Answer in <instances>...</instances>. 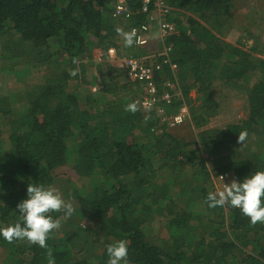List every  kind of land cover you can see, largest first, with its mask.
<instances>
[{"label": "trees", "instance_id": "1", "mask_svg": "<svg viewBox=\"0 0 264 264\" xmlns=\"http://www.w3.org/2000/svg\"><path fill=\"white\" fill-rule=\"evenodd\" d=\"M167 1L177 34L158 44L160 50L171 46L177 67L162 63L154 83L158 95L169 92L173 99L133 114L125 108L145 85L129 80L123 61L147 55L145 49L128 47L121 62L100 67L94 83L85 80L90 47L119 49L116 29L130 27L112 16L110 0H0V56L12 59L10 42L27 46L38 59L17 64L13 73L41 66L50 71L36 88L15 97L20 109L0 94V228L22 224L17 205L27 199L29 184L54 187L74 208L47 240L56 264H107V246L119 240L128 242L129 264H264V223L251 224L230 205L205 203L209 192H218L221 175L228 174L229 184L264 171V2ZM239 1L243 14L236 12ZM239 19L244 33L228 41ZM232 88L246 94V121L203 129L202 142H185L168 131L183 106L190 125L205 128L228 104ZM7 121L15 127L2 129ZM241 131L256 134L261 147L249 159L209 171L204 155L235 144ZM186 167L194 173L182 175ZM187 179L195 181L187 193H177ZM175 192L193 196L180 206ZM198 212L201 223L194 225ZM0 264H48L46 249L0 236Z\"/></svg>", "mask_w": 264, "mask_h": 264}, {"label": "clouds", "instance_id": "2", "mask_svg": "<svg viewBox=\"0 0 264 264\" xmlns=\"http://www.w3.org/2000/svg\"><path fill=\"white\" fill-rule=\"evenodd\" d=\"M116 31L126 47L138 43L135 29L126 32L117 28ZM77 71H71L70 75L75 76ZM125 110L134 114L139 110V102L128 104ZM247 136V131H241L238 142L244 143ZM205 203L211 208L230 205L240 209L243 215L250 219L251 224L264 223V171H257L242 182L233 179L229 184L224 183L223 190L208 193ZM17 209L21 214L22 224L17 222L15 225L0 228V236L9 243L14 240H27L32 245L45 248L48 264H56L53 250L48 246L47 240L51 233L60 229L62 220L71 217L74 212L72 203L65 201L54 187L46 188L43 185L29 184L27 199L20 202ZM53 212H63L64 215L54 219L50 215ZM128 254L129 247L126 240L109 244L107 264H129ZM91 264L95 262L92 261Z\"/></svg>", "mask_w": 264, "mask_h": 264}, {"label": "rangeland", "instance_id": "3", "mask_svg": "<svg viewBox=\"0 0 264 264\" xmlns=\"http://www.w3.org/2000/svg\"><path fill=\"white\" fill-rule=\"evenodd\" d=\"M264 2V0H262ZM238 7L236 9V12L243 14L244 13V9L241 8L242 7V1H239L237 3ZM264 7V6H263ZM234 11V13H236ZM235 24V25H234ZM244 26L245 24L243 23V21L241 19H239L238 21L234 20L233 21V27L234 30L231 34H228L226 39H228V41L231 42H235L236 40H238V36L242 35L244 32ZM257 28L254 27L253 30L251 32H254ZM243 32V33H242ZM115 40H117V45H119V49H111L110 52L105 53L103 51H95V49H93V47H90L89 52H90V58L87 61V72L85 75V80L87 83H94V79L97 77L98 75V70L101 69L100 67L102 66L104 69L107 68V64L108 65H115V63H117L118 61H122V59L119 57V54L121 55H129L130 50L127 47V49L125 48L126 46L124 45L123 39L120 35H118V33H116L115 35ZM125 46V47H124ZM8 48L11 51V56L12 59H7L9 53L7 54L6 58H3V56H0V94L5 96V98H8L7 100L9 101V103H13V105L17 106V104L14 102V100L17 98L22 97V95L26 92V91H30L34 88H36L38 85H40V83H42L44 80L45 75H48V71L46 69V71L44 70V67H38V68H34L31 69V72H28L27 74H19V75H15L13 73V70H15V68L17 69V64H22L23 62L28 61L29 59L31 60H37V56H34V53L32 51V48L30 47H23V46H19L16 43H9L8 44ZM145 53L147 54H152L153 52H150L148 50V48L145 49ZM0 55H1V50H0ZM24 56L27 57V60L24 59ZM14 58V59H13ZM67 63V59L64 57V59L62 58V64ZM68 64V63H67ZM66 64V65H67ZM22 65H20L21 67ZM19 68V67H18ZM20 69V68H19ZM78 81L74 80L71 81V86L74 87L77 85ZM76 84V85H75ZM9 86V87H8ZM73 87V88H74ZM139 92H141L140 90H137V94H139ZM228 93V99L227 102L228 104L225 106L224 109H230L227 112V115L229 116H235V114H240L241 116H243L244 119H246L247 116V109H246V101L244 99L245 97V92L243 90H239L237 88H232L229 89L227 91ZM14 94L16 96H14ZM193 96L194 93H192ZM107 98H111L112 96L109 97L107 96ZM101 100V98H100ZM20 105L17 106L18 109H20ZM232 120H236L235 118ZM246 120H241L239 122L242 123ZM162 123H166L167 124V120L163 119L161 121ZM171 123V122H170ZM15 122L14 121H7L4 122L2 125V129L8 130L9 128L15 127ZM164 125V124H163ZM168 125V124H167ZM230 125H234V124H230ZM215 122L213 124L210 125L209 128L207 129H219V128H215ZM220 126V123H217V127ZM176 127V128H175ZM212 127V128H211ZM226 127V126H225ZM224 128V127H223ZM221 128V129H223ZM168 131L174 135L175 137H177V139L180 140H185V142H202L201 138L203 137L202 133L203 130H201V133L199 131H194L191 128V125H185L184 127H177V125L173 126L170 124V126L168 127ZM6 138V136H5ZM187 138V139H186ZM261 147V143L258 142V138L256 136V134L254 133H250V135L247 136L246 140L244 141V143L241 142H236L233 145H230L228 148H223L221 149L217 154H215L214 156H211L210 158H208L206 155H204V158L206 159V165L209 168V171L213 172L216 168H218L221 165H226L227 163L231 162V161H241L244 159H249L251 152L253 151V149H258ZM192 169L190 167H186V171L183 172L182 175L185 174H192L194 172H191ZM179 177L180 172L177 174ZM176 177L177 179H180L178 176ZM183 177V176H182ZM184 178V177H183ZM167 182L170 178H165ZM194 179H187V181H181L178 184L176 190L177 193L178 191H180L182 188H184V192L187 193L189 185L194 182ZM185 183L187 184V187H185ZM204 186H207L206 184H204ZM223 190V186H221L220 184L218 185V191ZM175 192V197L177 196V198L175 199V201L181 203L180 206L185 205V200L189 201L190 199H192L191 197L193 196V192H190L188 194H185L180 196L179 194H177ZM182 197V198H180ZM193 201V200H192ZM190 203V202H189ZM187 204V203H186ZM189 205H193V204H189ZM198 208V203L195 205V209ZM200 217V213L198 212ZM76 220V219H75ZM199 222L201 223V217L198 218V220L194 223V225ZM203 222L205 224H208V219L207 217L203 214ZM80 225H85L86 223H82L81 221L78 222ZM161 231L162 228H161ZM154 233V232H153ZM155 237H159V235H155ZM160 236L164 237L165 236V232H163L162 234H160Z\"/></svg>", "mask_w": 264, "mask_h": 264}, {"label": "built area", "instance_id": "4", "mask_svg": "<svg viewBox=\"0 0 264 264\" xmlns=\"http://www.w3.org/2000/svg\"><path fill=\"white\" fill-rule=\"evenodd\" d=\"M109 1V0H107ZM112 5V16L121 18L130 23L128 31L135 29L138 43L133 46L146 49L154 38L163 40L174 34H177V26L170 20L172 8L167 0H133L135 4L131 7L129 0H110ZM142 15L143 20L136 22L134 16ZM134 22V24H132ZM171 46H166L163 50L147 54L139 58H128L123 61L128 67V77L131 82H139L145 85V88L139 92L134 101L139 102L141 109H151L159 102L171 103L173 95L169 92L158 95L154 83V72L161 68V64L168 63L173 69L176 65L171 63ZM189 119V111L183 106L179 113L171 118V125H180ZM223 177V178H222ZM228 174L218 177V185L224 187ZM217 185V189H218Z\"/></svg>", "mask_w": 264, "mask_h": 264}, {"label": "crops", "instance_id": "5", "mask_svg": "<svg viewBox=\"0 0 264 264\" xmlns=\"http://www.w3.org/2000/svg\"><path fill=\"white\" fill-rule=\"evenodd\" d=\"M158 42H159V40L157 39V41H156V38H154L153 39V41L151 42V44L149 45V47H147L148 48V50L150 51V52H155V51H157V50H159L160 51V48H159V44H158ZM244 99H245V101H246V109H247V100H246V95H245V97H244ZM232 108H230V109H224V110H221V111H219V113L210 121V123L205 127V128H195L194 126H192L191 125V128L194 130V131H199L200 133H201V130H203V129H207V128H209L210 127V125L211 124H213L214 122H215V128H219V129H221V128H223V127H225V126H227V125H230V124H239V122L241 121V120H247V118H248V110H247V116H246V119H244L243 118V116H241L240 114H235V116H229V115H227V112L229 111V110H231ZM236 119V120H232V119ZM189 120L190 119H188V120H186L184 123H182V124H180V125H177V127L179 128V127H184L186 124L187 125H190V123H189ZM217 123H220V126L219 127H217ZM176 128V127H175ZM212 128V127H211ZM187 139V138H186Z\"/></svg>", "mask_w": 264, "mask_h": 264}]
</instances>
